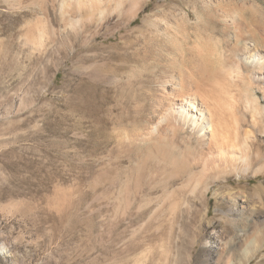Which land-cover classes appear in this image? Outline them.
Here are the masks:
<instances>
[{
    "label": "rangeland",
    "instance_id": "obj_1",
    "mask_svg": "<svg viewBox=\"0 0 264 264\" xmlns=\"http://www.w3.org/2000/svg\"><path fill=\"white\" fill-rule=\"evenodd\" d=\"M172 1L170 5L195 0ZM254 1L259 15L264 0ZM233 2L242 5L241 0ZM154 4L158 2L152 5L155 11ZM53 7V0H0V264H226L229 239L224 226L240 222L246 200L222 205L227 199L222 191L215 195L216 188L203 206L202 198L184 189L186 180L179 170L155 165L150 150L119 145L130 123L125 121L126 103L138 95L136 79L167 39L148 35L142 23L146 13L129 30L121 22L123 28L120 23L102 32L98 44H87L73 33L68 41L63 36L65 20ZM244 13L248 21L253 18L250 10L244 8ZM207 17L204 12L192 15L191 29L185 26L188 44L204 24L214 26ZM42 36L44 46L33 44ZM76 51H82L85 67L77 66ZM93 52L108 60L93 61ZM80 86L92 95L84 99L94 97L90 108L107 125L104 136L95 138V119L76 111ZM259 149L264 154V139ZM262 154L259 164L264 162ZM261 181L244 179L242 187L255 189ZM237 182L234 179L233 185ZM207 209L208 220L202 222ZM249 214L245 218L251 223ZM237 226L233 232L242 237ZM236 242L231 250L246 249L244 240ZM254 259L253 264L264 260V245Z\"/></svg>",
    "mask_w": 264,
    "mask_h": 264
},
{
    "label": "bare ground",
    "instance_id": "obj_2",
    "mask_svg": "<svg viewBox=\"0 0 264 264\" xmlns=\"http://www.w3.org/2000/svg\"><path fill=\"white\" fill-rule=\"evenodd\" d=\"M233 1L235 0H195L192 4L189 1H182L181 4L176 0L174 5H170L169 0H53V3L62 20H65L63 36L70 41L73 33L79 38L83 36L86 43L92 41L94 44H98L102 32L112 30L121 22L129 30L135 26L142 14L148 13L141 19L144 26L147 25L146 32L148 35L154 36L156 33L162 38L165 37L167 45L157 54L154 61L151 59L153 63L147 65L149 68L142 70L136 82L133 81L137 84L138 95L135 93L137 96H132L135 99L133 103L130 101L132 104L126 103L128 109L126 108L124 113L127 118L125 121L130 122L133 128L129 129V123L128 128L126 127L128 131L119 136V145L124 144L125 147L127 145L139 151L150 150L155 165L179 170L175 172L186 180L183 188L194 198L195 195L202 198L203 206L208 202L211 190L216 188L218 190L215 195H220L222 191L227 199V202L223 200L222 205L246 200L245 206L242 207V211L246 212L240 222L234 220L237 222L234 226L232 222L224 226L229 239H226L228 245L224 247V251L229 254L226 264H253L257 252L263 250L264 245V181L255 189L242 187V182L244 179H264V162L259 164L263 153L260 152L259 145L261 139H264V106L261 101L264 100V11L260 10L262 13L259 15L254 13L259 10L254 0H241L242 5L237 3L238 6L232 5ZM154 2H158V6L154 4L155 11L152 8ZM244 8L253 13L250 21L245 17ZM151 10L152 13H149ZM200 12L208 14L207 18L214 26L204 24L206 26L202 31L194 29L196 40L188 44L185 28L191 29L192 15L198 16ZM45 31L44 34L47 33ZM134 32L137 34V30L132 34ZM147 38L150 40L149 36ZM33 42L39 47L46 44L43 36ZM95 52L94 55L90 54L93 61L108 60V56L106 58ZM81 53L82 51H76L72 54L77 66L84 63L86 65ZM92 70L100 73L105 71L98 67H93ZM130 76L132 77V74ZM85 91L87 90L81 86L77 89L76 111L81 117L94 118L95 123L91 125H99L102 119L99 120L90 108V100H94V97L90 100L84 99L83 96L88 95ZM124 114L122 113L123 116ZM122 115H119L120 118ZM96 126L93 132L90 131L92 135L95 138L104 136V126ZM76 143L79 146V142ZM182 148L192 151L187 154L186 151H181ZM175 178L177 180V177ZM234 179L238 181L236 185H233ZM205 209L204 207L201 210ZM248 212L254 218L251 223L245 218V213ZM207 217L209 209L204 213L202 222H205ZM236 226L242 227V237L233 232ZM238 238L244 240L245 250L238 246H234L232 250L229 248ZM257 264H264V260Z\"/></svg>",
    "mask_w": 264,
    "mask_h": 264
}]
</instances>
